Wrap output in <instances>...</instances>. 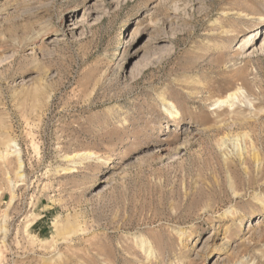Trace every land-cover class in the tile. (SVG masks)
<instances>
[{"label":"rangeland","instance_id":"rangeland-1","mask_svg":"<svg viewBox=\"0 0 264 264\" xmlns=\"http://www.w3.org/2000/svg\"><path fill=\"white\" fill-rule=\"evenodd\" d=\"M0 264H264V0H0Z\"/></svg>","mask_w":264,"mask_h":264},{"label":"bare ground","instance_id":"bare-ground-1","mask_svg":"<svg viewBox=\"0 0 264 264\" xmlns=\"http://www.w3.org/2000/svg\"><path fill=\"white\" fill-rule=\"evenodd\" d=\"M131 40V43L133 42V39H134V34H132V36H131V38H130ZM255 39V32H252V33H250L249 35H248V38L247 39H243L242 40V45H241V48L242 47H250L251 46V44H252V42H253V40ZM54 41H60L58 38L57 39H55ZM228 102V101H227ZM226 101H221L220 102V104H225V103H227ZM174 108V107H173ZM170 115L172 116V118H174V119H178L179 117H180V114L178 113V112H175V113H173V112H170ZM185 131H187V129L185 130Z\"/></svg>","mask_w":264,"mask_h":264}]
</instances>
